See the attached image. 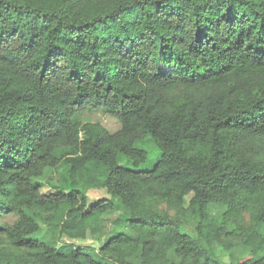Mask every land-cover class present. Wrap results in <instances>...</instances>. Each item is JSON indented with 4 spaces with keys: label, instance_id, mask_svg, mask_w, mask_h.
Wrapping results in <instances>:
<instances>
[{
    "label": "trees",
    "instance_id": "obj_1",
    "mask_svg": "<svg viewBox=\"0 0 264 264\" xmlns=\"http://www.w3.org/2000/svg\"><path fill=\"white\" fill-rule=\"evenodd\" d=\"M124 210L136 238L60 243ZM4 214L0 264H264V0H0Z\"/></svg>",
    "mask_w": 264,
    "mask_h": 264
},
{
    "label": "rangeland",
    "instance_id": "obj_2",
    "mask_svg": "<svg viewBox=\"0 0 264 264\" xmlns=\"http://www.w3.org/2000/svg\"><path fill=\"white\" fill-rule=\"evenodd\" d=\"M79 119L82 121H91L99 122L107 129L112 132H116L121 128L119 120L106 112V110H88L82 112L79 116ZM137 147L143 149L148 153L149 161L147 163H142V168H149L153 162L158 157V147L156 143L151 138H145L137 143ZM120 163L123 165H128L134 167L133 163H129L127 158L120 156ZM68 173L69 169L65 163H62L55 170H47L46 174L40 181L43 184V193L49 194L55 190L63 189L64 191H69L70 187L68 186ZM89 203H94L96 200L101 198H108V193L106 190H92L88 191ZM158 208H168L165 203H158ZM209 211L212 215L217 218L222 217L225 212V208L216 204H211L209 206ZM128 212L127 211H118L104 217V220L100 223L97 231L88 232L85 238L71 239L66 235H63L61 238V244H78L82 247H87L99 251L106 243L108 238L114 236L118 233H123L128 236L136 238L138 233L129 226L127 222ZM16 217L14 215L4 214L3 217H0V220L6 221L8 223H13ZM250 222V213L248 211H242L239 218L240 225H247ZM41 226L45 225L43 222H40ZM218 253L227 257V254L223 251L220 245H217ZM240 250V248H238ZM227 259V258H226ZM133 264H142V260L137 254L133 260Z\"/></svg>",
    "mask_w": 264,
    "mask_h": 264
}]
</instances>
